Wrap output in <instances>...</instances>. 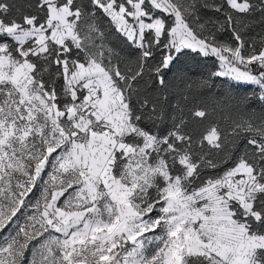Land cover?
I'll use <instances>...</instances> for the list:
<instances>
[{
  "label": "snow or ice",
  "instance_id": "6c2138e0",
  "mask_svg": "<svg viewBox=\"0 0 264 264\" xmlns=\"http://www.w3.org/2000/svg\"><path fill=\"white\" fill-rule=\"evenodd\" d=\"M0 264H264V0H0Z\"/></svg>",
  "mask_w": 264,
  "mask_h": 264
},
{
  "label": "trees",
  "instance_id": "16d2710c",
  "mask_svg": "<svg viewBox=\"0 0 264 264\" xmlns=\"http://www.w3.org/2000/svg\"><path fill=\"white\" fill-rule=\"evenodd\" d=\"M183 67L189 68L192 71L204 73L205 75L208 73V71L211 69V63L210 62H202L199 65L193 64L191 62L186 63L183 65ZM226 85L222 82L218 81L216 84V87L214 89L215 93L224 94L226 92ZM223 98V96L221 97Z\"/></svg>",
  "mask_w": 264,
  "mask_h": 264
}]
</instances>
